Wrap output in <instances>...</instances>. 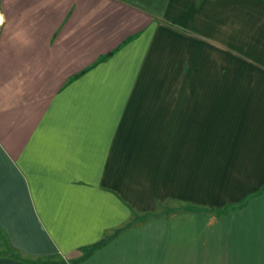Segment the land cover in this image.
I'll list each match as a JSON object with an SVG mask.
<instances>
[{"label":"crops","instance_id":"0c3cea01","mask_svg":"<svg viewBox=\"0 0 264 264\" xmlns=\"http://www.w3.org/2000/svg\"><path fill=\"white\" fill-rule=\"evenodd\" d=\"M264 264V0H0V264Z\"/></svg>","mask_w":264,"mask_h":264},{"label":"trees","instance_id":"16d2710c","mask_svg":"<svg viewBox=\"0 0 264 264\" xmlns=\"http://www.w3.org/2000/svg\"><path fill=\"white\" fill-rule=\"evenodd\" d=\"M64 264H66L65 262H63Z\"/></svg>","mask_w":264,"mask_h":264}]
</instances>
